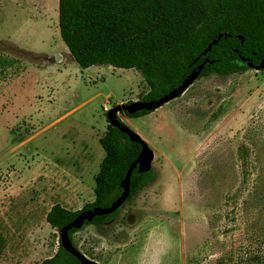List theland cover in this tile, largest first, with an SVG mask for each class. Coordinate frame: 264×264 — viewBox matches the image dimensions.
<instances>
[{"label":"rangeland","instance_id":"obj_1","mask_svg":"<svg viewBox=\"0 0 264 264\" xmlns=\"http://www.w3.org/2000/svg\"><path fill=\"white\" fill-rule=\"evenodd\" d=\"M148 92L134 69L73 60L58 0H0V264L56 254L47 214L95 200L107 112ZM120 118L154 151L155 179L111 223L75 233L78 249L100 264H218L235 253L262 264L264 71L201 78L148 115Z\"/></svg>","mask_w":264,"mask_h":264},{"label":"trees","instance_id":"obj_2","mask_svg":"<svg viewBox=\"0 0 264 264\" xmlns=\"http://www.w3.org/2000/svg\"><path fill=\"white\" fill-rule=\"evenodd\" d=\"M58 1L60 36L77 64L83 69L110 65L138 71L149 87L141 101L160 100L201 66L199 79L251 69L264 71V0ZM213 41L217 43L204 54ZM150 113L144 110L125 114L138 118ZM107 122V130L99 140L105 157L95 176V200L80 211L54 205L47 214L52 228L60 231L81 212L110 207L121 196V183L138 159L142 145L113 127L108 118ZM154 179L153 168L146 173L136 168L128 201ZM118 213L95 217L86 224H109ZM77 232L70 231L72 241ZM226 256L219 258L218 264H255L244 255ZM256 260L262 262L259 257ZM40 264L81 262L59 240L56 254Z\"/></svg>","mask_w":264,"mask_h":264},{"label":"water","instance_id":"obj_3","mask_svg":"<svg viewBox=\"0 0 264 264\" xmlns=\"http://www.w3.org/2000/svg\"><path fill=\"white\" fill-rule=\"evenodd\" d=\"M221 37H219L218 40H220ZM217 41H213L208 49L204 52L206 54L209 52L213 45H215ZM58 59L60 60L61 57L58 56ZM262 67H264V62L262 63ZM202 66L199 67V69L189 75V77L184 81V83L178 87L177 89H174L171 91L168 95L162 97L158 101H135L128 104H120L116 105L107 112V118L109 123L115 127L118 128L121 132L128 135L130 140L132 142H136L142 145V151L138 157V159L130 166L124 180L121 183V187L123 189V192L121 196L110 206L107 208H100L96 207L93 209H89L86 211H83L79 214V216L73 220L71 223L66 225L63 229L60 230V241L62 246L77 257V259L81 262V264H100L99 262L90 259L85 254H83L80 249L74 244L72 239L69 236V233L71 230L75 229L80 231L83 226L86 225V223H91L95 217L99 216H106L113 214L117 210H119L125 202L128 200L130 196V180L131 175L133 171L138 168L139 173H146L149 172L153 168V163L155 160V153L149 146L147 142H145L137 133H135L133 130H131L120 118V114L122 112L127 114H135L139 111H149L154 112L164 105L170 103L171 101L179 98L182 96L191 85H193L200 76V73L202 71ZM259 70V69H257Z\"/></svg>","mask_w":264,"mask_h":264},{"label":"crops","instance_id":"obj_4","mask_svg":"<svg viewBox=\"0 0 264 264\" xmlns=\"http://www.w3.org/2000/svg\"><path fill=\"white\" fill-rule=\"evenodd\" d=\"M68 55H69V54H68ZM69 56H70V55H69ZM72 58H73V57H72ZM73 60H74V58H73ZM189 89H190V88H189ZM187 91H188V90H187ZM104 134H105V133H104ZM104 134H102V136H103ZM102 136H101V137H102ZM101 137H100V138H101ZM100 138H99V140H100ZM87 149H88V148H84V150H87Z\"/></svg>","mask_w":264,"mask_h":264},{"label":"flooded vegetation","instance_id":"obj_5","mask_svg":"<svg viewBox=\"0 0 264 264\" xmlns=\"http://www.w3.org/2000/svg\"><path fill=\"white\" fill-rule=\"evenodd\" d=\"M128 199H129V198H128ZM130 201H131V200H130ZM126 202H129V201L127 200ZM126 202H125V203H126Z\"/></svg>","mask_w":264,"mask_h":264}]
</instances>
